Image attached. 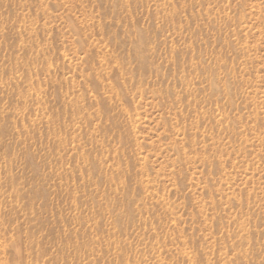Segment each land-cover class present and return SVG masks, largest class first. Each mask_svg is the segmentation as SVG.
<instances>
[{"label":"rangeland","instance_id":"rangeland-1","mask_svg":"<svg viewBox=\"0 0 264 264\" xmlns=\"http://www.w3.org/2000/svg\"><path fill=\"white\" fill-rule=\"evenodd\" d=\"M0 264H264V0H0Z\"/></svg>","mask_w":264,"mask_h":264}]
</instances>
